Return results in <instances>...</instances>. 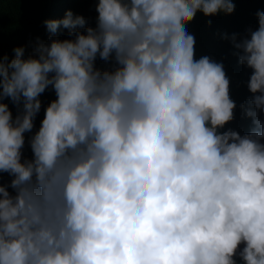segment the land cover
I'll list each match as a JSON object with an SVG mask.
<instances>
[{
  "label": "clouds",
  "instance_id": "1",
  "mask_svg": "<svg viewBox=\"0 0 264 264\" xmlns=\"http://www.w3.org/2000/svg\"><path fill=\"white\" fill-rule=\"evenodd\" d=\"M234 10L97 0L95 27L69 9L44 21L48 43L0 55V180L12 177L0 183V264H264V11L223 36L252 69L244 135L220 131L234 119L230 80L195 58L186 29L197 12ZM62 28L71 38H54ZM48 88L56 99L22 159Z\"/></svg>",
  "mask_w": 264,
  "mask_h": 264
},
{
  "label": "trees",
  "instance_id": "2",
  "mask_svg": "<svg viewBox=\"0 0 264 264\" xmlns=\"http://www.w3.org/2000/svg\"><path fill=\"white\" fill-rule=\"evenodd\" d=\"M96 2L97 0H0V55H7L9 59H12L13 49L22 46L27 56L33 52L37 37L48 43L49 33L44 21L62 19L69 9L74 15H82L86 20V26L95 27L98 15ZM233 2L235 10L231 14L219 13L214 16H205L202 12H197L194 19L186 24V29L195 37V58L209 56L214 61L223 63L230 80V97L236 103L234 119L220 131L231 128L244 135L254 127L252 118L244 114L245 108L249 106V99L253 95L247 87L252 69L239 63L236 54L238 50L234 48L230 39H224L223 36L225 33L229 36L233 33L243 36L247 28H257L256 12L264 11V0H233ZM209 20L211 24L208 23ZM54 38L63 40L71 37L68 35V30L62 28ZM95 64L101 70H111L113 66L111 62H105L99 57ZM40 99L42 106L34 119V128L32 132L24 134L25 145L22 149V159L32 158L29 139L39 129L45 108L49 102L56 99V94L54 90L48 88ZM4 102L8 104L15 117L17 107L10 99ZM242 104L244 108H241ZM260 119L264 120V112L260 113ZM11 179L12 177L7 173H3L0 183L8 185ZM9 191L12 192V189L9 188ZM235 259L237 264H243L239 255Z\"/></svg>",
  "mask_w": 264,
  "mask_h": 264
},
{
  "label": "rangeland",
  "instance_id": "3",
  "mask_svg": "<svg viewBox=\"0 0 264 264\" xmlns=\"http://www.w3.org/2000/svg\"><path fill=\"white\" fill-rule=\"evenodd\" d=\"M239 247H240V249H242V248L244 247V245H243V244H241Z\"/></svg>",
  "mask_w": 264,
  "mask_h": 264
}]
</instances>
